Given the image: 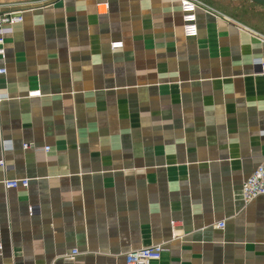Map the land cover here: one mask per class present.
I'll return each instance as SVG.
<instances>
[{
  "label": "crops",
  "instance_id": "1",
  "mask_svg": "<svg viewBox=\"0 0 264 264\" xmlns=\"http://www.w3.org/2000/svg\"><path fill=\"white\" fill-rule=\"evenodd\" d=\"M0 5L23 16L0 60V182L30 180L0 183V264L158 244L150 264H264V197L241 191L264 158V33L206 5L185 38L176 0Z\"/></svg>",
  "mask_w": 264,
  "mask_h": 264
},
{
  "label": "built area",
  "instance_id": "2",
  "mask_svg": "<svg viewBox=\"0 0 264 264\" xmlns=\"http://www.w3.org/2000/svg\"><path fill=\"white\" fill-rule=\"evenodd\" d=\"M179 4L182 20V32L185 38H195L198 34L197 27V12L199 10L207 9V6L200 0H176ZM23 22V16L21 12H4L2 5H0V60L4 61L6 56L5 50V38L12 34L13 27ZM121 44H111V49L119 48ZM259 64L258 61H256ZM7 75V69L4 65L0 66V78ZM40 91L31 92L27 97H40ZM8 98L0 95V102L7 100ZM261 137L264 138V131L260 132ZM23 150H36L37 148L33 144H23ZM44 154H48L49 147L41 149ZM0 168H5V161L0 159ZM2 186L6 190L10 189H22L27 191L29 189L30 180L28 178L21 179H3ZM242 201L244 205H247L254 201L256 198L264 197V158L263 162L248 176L242 184ZM31 213V209L29 210ZM171 228H175V222H171ZM225 224L219 223L216 225L218 229H223ZM3 247L0 244V251ZM164 250L163 244L152 245L136 250H130L123 255L124 264H150L151 262L158 261ZM78 255L76 250H73L68 256L67 260H73Z\"/></svg>",
  "mask_w": 264,
  "mask_h": 264
},
{
  "label": "rangeland",
  "instance_id": "3",
  "mask_svg": "<svg viewBox=\"0 0 264 264\" xmlns=\"http://www.w3.org/2000/svg\"><path fill=\"white\" fill-rule=\"evenodd\" d=\"M6 0H0L5 2ZM248 27L264 33V7L249 0H200Z\"/></svg>",
  "mask_w": 264,
  "mask_h": 264
},
{
  "label": "water",
  "instance_id": "4",
  "mask_svg": "<svg viewBox=\"0 0 264 264\" xmlns=\"http://www.w3.org/2000/svg\"><path fill=\"white\" fill-rule=\"evenodd\" d=\"M249 1L264 7V0H249Z\"/></svg>",
  "mask_w": 264,
  "mask_h": 264
}]
</instances>
